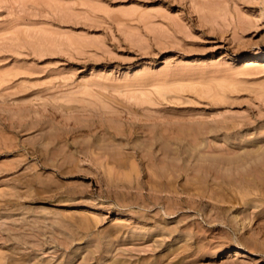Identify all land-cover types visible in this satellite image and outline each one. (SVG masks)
Listing matches in <instances>:
<instances>
[{"label":"rangeland","instance_id":"obj_1","mask_svg":"<svg viewBox=\"0 0 264 264\" xmlns=\"http://www.w3.org/2000/svg\"><path fill=\"white\" fill-rule=\"evenodd\" d=\"M1 259L264 264V0H0Z\"/></svg>","mask_w":264,"mask_h":264},{"label":"bare ground","instance_id":"obj_2","mask_svg":"<svg viewBox=\"0 0 264 264\" xmlns=\"http://www.w3.org/2000/svg\"><path fill=\"white\" fill-rule=\"evenodd\" d=\"M171 184H172V183H170V184L168 183V185H171ZM156 185H157V184H156ZM160 185H161V184H160ZM158 186H159V185H158ZM237 251H238V249H237ZM239 253H240V252H239ZM10 255H11V254H10ZM235 256H236V255H235ZM1 257H5V258L7 257V258H8V256H5V255H4V256L1 255ZM11 257H13V255H12ZM240 257H241V256H240ZM244 257H245V256H244ZM246 257H247V256H246ZM2 259H3V258H2ZM2 259H1V260H2ZM6 260H7V259H6ZM11 260H12V259H11ZM2 261H4V260H2ZM2 261H0V262H1L0 264H5V263H6L5 261H4L5 263H4V262L2 263ZM7 261H9V260H7ZM12 261H13V260H12ZM9 262H11V261H9ZM11 263L14 264L15 262H14V263L11 262ZM6 264H7V263H6ZM16 264H17V263H16Z\"/></svg>","mask_w":264,"mask_h":264}]
</instances>
